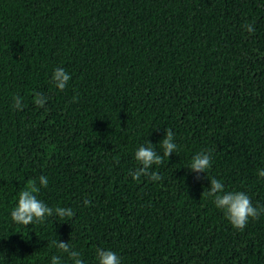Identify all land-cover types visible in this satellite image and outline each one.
<instances>
[{
	"label": "trees",
	"instance_id": "trees-1",
	"mask_svg": "<svg viewBox=\"0 0 264 264\" xmlns=\"http://www.w3.org/2000/svg\"><path fill=\"white\" fill-rule=\"evenodd\" d=\"M167 129L161 179L133 180L135 152L163 155ZM262 169L264 0H0V264H72L54 240L84 264L98 248L121 264H264V214L236 230L207 195L215 178L264 207ZM30 181L74 216L14 223Z\"/></svg>",
	"mask_w": 264,
	"mask_h": 264
},
{
	"label": "clouds",
	"instance_id": "clouds-1",
	"mask_svg": "<svg viewBox=\"0 0 264 264\" xmlns=\"http://www.w3.org/2000/svg\"><path fill=\"white\" fill-rule=\"evenodd\" d=\"M246 31L253 32L252 25H245ZM71 76L63 69L57 68L52 75V81L59 91H63L67 86ZM14 107L22 110L21 98L14 97ZM46 97L36 94L34 103L43 107L46 102ZM73 99V102H75ZM164 138L160 141V146L163 149V155L154 150V146L147 142V146H141L135 152V159L140 165L132 173V179L138 180L141 176H147L152 181H159L160 175L151 171L154 165H161L163 157H169L178 148L174 143V136L170 129L164 130ZM211 167V155L209 153H198L192 158L189 169L194 173H204ZM260 178H264V169L258 172ZM210 190L207 195L214 198V203L217 209L221 210L230 225L236 230H243L250 220H256L261 214H264V207H254L251 198L244 192H225L223 184L213 178L209 181ZM39 185L47 187L48 179L45 176L39 178ZM39 192V187L35 181H30L26 190L19 193L18 202L15 208L11 211V219L14 223L22 226L32 225L33 223L40 224L45 222L48 217L53 215L63 219L71 218L74 212L71 208L56 207L55 209L47 206L44 202L37 198L36 193ZM90 201L85 200L84 205L88 206ZM56 248L68 255L72 264H84L80 258V253L70 248L69 243L54 240ZM97 264H121V258L111 250L97 249L96 250ZM51 264H61L59 256L51 258Z\"/></svg>",
	"mask_w": 264,
	"mask_h": 264
}]
</instances>
